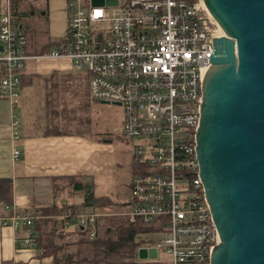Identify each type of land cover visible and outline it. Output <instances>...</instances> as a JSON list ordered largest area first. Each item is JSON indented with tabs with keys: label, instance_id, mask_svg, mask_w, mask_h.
<instances>
[{
	"label": "built area",
	"instance_id": "built-area-1",
	"mask_svg": "<svg viewBox=\"0 0 264 264\" xmlns=\"http://www.w3.org/2000/svg\"><path fill=\"white\" fill-rule=\"evenodd\" d=\"M68 11L66 38L45 56L31 57L11 0L4 1L0 100L18 105L21 73L31 59L68 60L75 71L86 69L93 101L121 107V134L138 141L131 150L134 174L126 210L119 216L159 223L165 239L146 249H156L157 257L165 252L166 264H211L221 238L200 178L197 134L203 83L223 30L203 0H119L115 7L68 0ZM20 140L14 116L13 163L21 159ZM5 211L6 223L27 226L26 245L36 244L34 219L13 205ZM97 217L66 209L59 219L86 230L94 241Z\"/></svg>",
	"mask_w": 264,
	"mask_h": 264
},
{
	"label": "crops",
	"instance_id": "crops-1",
	"mask_svg": "<svg viewBox=\"0 0 264 264\" xmlns=\"http://www.w3.org/2000/svg\"><path fill=\"white\" fill-rule=\"evenodd\" d=\"M4 1L0 0V16ZM15 5V1L11 3ZM44 12L45 29L40 22H30L31 32L27 52L31 57H42L55 49L68 33V0H47ZM17 20V19H16ZM18 22V21H17ZM23 30L24 26L20 25ZM43 31L37 39L34 32ZM26 35V34H25ZM27 36V35H26ZM2 52H0L1 54ZM2 67L0 65V80ZM95 102L89 90V75L77 72L68 60L31 59L21 73L20 100L13 107L7 100H0V179L12 182V205L36 220L58 218L57 216H34L43 208L64 206L74 195L87 192L96 199H109L113 205L91 209L82 208L86 214H96L98 219L119 216L128 199L134 169L131 150L127 153L132 175L123 184L117 177V168L107 151L113 150L106 135L96 138L79 130L76 109L82 103ZM107 104V103H102ZM16 116L20 122V161L11 158V124ZM123 125V124H122ZM87 188L80 190L78 186ZM10 214L5 217H9ZM0 218V264H55L54 257L43 255L37 246L38 231L33 228L37 243L26 245L28 228H18ZM76 225L66 226L68 233L76 232Z\"/></svg>",
	"mask_w": 264,
	"mask_h": 264
},
{
	"label": "water",
	"instance_id": "water-1",
	"mask_svg": "<svg viewBox=\"0 0 264 264\" xmlns=\"http://www.w3.org/2000/svg\"><path fill=\"white\" fill-rule=\"evenodd\" d=\"M203 1L225 35L214 40L197 134L200 178L221 238L211 264H264V0ZM139 257L156 259L157 250L142 248Z\"/></svg>",
	"mask_w": 264,
	"mask_h": 264
},
{
	"label": "trees",
	"instance_id": "trees-1",
	"mask_svg": "<svg viewBox=\"0 0 264 264\" xmlns=\"http://www.w3.org/2000/svg\"><path fill=\"white\" fill-rule=\"evenodd\" d=\"M12 8L16 17L14 2ZM2 76L3 69L1 78ZM78 187L80 190L87 188L84 185ZM11 205L12 182L8 179H0V218H5L9 214L5 211V207ZM111 205L113 204L109 199H96L93 192L88 191L82 206L67 204L61 207L43 208L34 216L50 217L61 215L66 209L82 210L81 207L96 209ZM124 208L125 205L123 212ZM96 225L97 238L94 241L89 240L86 230L77 226L76 232L68 233L64 222L58 218L36 220L33 228L38 231L37 246L43 251V255L54 257L55 264H138L134 262L138 251L156 243L154 240L142 239V236L165 232L158 222L151 225H146L142 221L132 223L124 216L100 218ZM77 245L80 247L78 251L72 252L73 247Z\"/></svg>",
	"mask_w": 264,
	"mask_h": 264
},
{
	"label": "rangeland",
	"instance_id": "rangeland-1",
	"mask_svg": "<svg viewBox=\"0 0 264 264\" xmlns=\"http://www.w3.org/2000/svg\"><path fill=\"white\" fill-rule=\"evenodd\" d=\"M16 9V19L19 26H24L23 31L30 38L31 32L26 27V13L30 15V22H40L39 27L45 29L47 21L45 20L44 12L47 8V0H14ZM84 6L92 5V0H83ZM43 34V31L36 30L34 37L37 39L39 35ZM27 38V39H29ZM87 75L86 69L80 72ZM76 116L79 119V130L92 138H96L99 134L106 135L111 141L113 150L107 151L108 157L113 158L115 167L117 168V177L120 184H123L132 175L129 168V160L127 153L133 149L138 141L129 137H125L121 134V128L124 120V111L121 107L114 104H102L88 101L87 104H81L75 111ZM134 169V168H133ZM83 193L74 195L72 204H76L82 201ZM126 210V209H125ZM142 239H149L159 242L165 239V236L157 233L151 235H144ZM80 247L77 245L73 247L72 252H77ZM169 258L165 252H160L156 259L142 260L139 255L134 262L138 264H166Z\"/></svg>",
	"mask_w": 264,
	"mask_h": 264
}]
</instances>
